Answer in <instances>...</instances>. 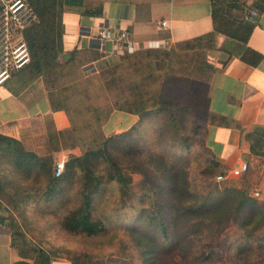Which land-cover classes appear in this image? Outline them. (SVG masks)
Masks as SVG:
<instances>
[{
	"label": "rangeland",
	"instance_id": "obj_1",
	"mask_svg": "<svg viewBox=\"0 0 264 264\" xmlns=\"http://www.w3.org/2000/svg\"><path fill=\"white\" fill-rule=\"evenodd\" d=\"M23 39L30 52L24 35ZM195 46L201 51L200 55L184 57V47L180 46L179 49L159 48L155 52L142 54L143 60L150 62V67L145 68L159 76L152 88L160 89L172 62L177 66L188 63L201 65L209 51L203 49L200 42ZM170 50L173 51L171 55L167 53ZM133 55L128 56L130 66L135 61L133 57L136 55ZM58 58L46 70L47 79L45 75L37 77L31 71V52L21 68H17L18 63L13 57L7 60L0 58V70L5 68L6 62L10 73L6 83L12 82L11 88L17 93L39 78L47 81V93L48 88L49 91L55 87L64 90L57 96L66 99L70 105L74 124L86 143L91 144L97 129L103 130L105 136L124 132L126 129L115 130L122 125L119 120L110 121L111 115L106 118L108 104L105 98L109 96L111 100L114 99L116 91L108 90L101 84L99 73L109 67L96 72L95 77L90 78L92 83L86 85L83 80L86 76L81 77L79 69L83 59L78 56L69 62V59ZM134 68L132 66L130 69ZM109 71L101 74L104 79L111 74ZM139 72L144 74L141 70ZM212 76H209V81ZM133 78L139 79V75ZM202 87L204 92L208 90V87ZM83 89L88 95L82 92ZM88 96L91 97L89 103L104 109L99 122L93 120L92 114V120L83 116L86 113L80 114L87 110L83 108L88 103ZM201 114L197 113L191 118L195 122L182 125L181 128L169 124L163 113H151L148 116L137 114L139 118L134 124L137 131L132 133V138L121 136L113 139L117 141L116 161L123 177L122 181L103 177L101 190L94 194L91 212L95 218L103 221L104 226L102 232L96 234L75 232L63 224L70 211L83 201L79 194L74 197L81 177L69 182L65 180L60 189L51 188L42 163L35 162L29 168L28 160L13 151L1 154L0 210L5 213L16 246L36 259V262L46 258L37 257L38 249H43L48 258L70 257L88 264H180L183 260L187 264H256L264 260L263 208L259 205L255 207L253 226L249 218L253 213L249 211L250 201L244 199L239 208L234 202V197L242 198L237 192L243 193L244 198L250 197L262 203L264 197L255 194L257 188L249 183L247 173L221 180L217 178L223 169H217L211 163L212 155L205 141L207 124ZM106 124L107 130L104 129ZM43 125L46 141L42 146H38L37 140L30 142L24 139L22 143L40 155H51L56 150L52 158L44 157V164L48 163L49 171L55 177V161L60 158L68 161L71 155L83 154L86 145L77 142L70 128L65 136L70 144L67 142L69 149L62 148L63 143L57 144V138H54V143L51 142L56 136H51L52 129ZM104 168L109 173V165L106 164ZM170 168L179 177L178 195L175 192L168 194ZM58 192L59 196H56ZM224 201L230 203L222 206ZM217 205L216 211H205L206 207ZM161 223L168 228V237L161 231ZM254 227L256 231H253ZM173 234H176L177 243L182 238L180 245H173L176 241Z\"/></svg>",
	"mask_w": 264,
	"mask_h": 264
},
{
	"label": "crops",
	"instance_id": "obj_2",
	"mask_svg": "<svg viewBox=\"0 0 264 264\" xmlns=\"http://www.w3.org/2000/svg\"><path fill=\"white\" fill-rule=\"evenodd\" d=\"M84 4L98 13L62 14L63 52L58 59H70L72 52L79 53L86 75L120 62L126 54L113 39L101 40L99 34L103 29L110 28L116 34L125 27L137 43L166 39L168 48L214 31L211 0H84ZM246 4L249 7L254 0H246ZM254 23L248 42L215 32L214 47L208 52V61L216 68L208 83V108L219 120L227 122H209L205 141L212 158L223 169L248 163L245 173L249 183L257 188L255 194L264 197V10ZM248 47L254 52L249 59H244ZM11 83L0 84L1 134L20 141L37 140L38 146H42L46 141L43 124L52 129L51 136L69 132L67 113L53 109L50 104L47 81L39 78L19 93L11 88ZM138 118L137 114L115 110L110 121L119 120L122 125L115 130H124ZM21 260L36 263V259L20 254L5 213L0 210V264ZM50 264L72 262L67 257L56 256ZM256 264H264V260Z\"/></svg>",
	"mask_w": 264,
	"mask_h": 264
},
{
	"label": "trees",
	"instance_id": "obj_3",
	"mask_svg": "<svg viewBox=\"0 0 264 264\" xmlns=\"http://www.w3.org/2000/svg\"><path fill=\"white\" fill-rule=\"evenodd\" d=\"M33 11L35 12L37 18L36 21L27 27L23 31L30 52L32 54V63L30 64L31 71L37 74V77L42 75L46 76V70L53 63L55 64L56 59L63 52L62 44V34H63V23L62 14L64 12H75V13H87L96 14V10L92 11L85 4L84 0H27ZM213 4V16H214V31L208 33L207 35L196 37L190 40H186L178 43L174 49H179L178 46L184 47L183 56L188 57L189 55H200L201 51L195 46L199 42L202 43L203 49L209 51L214 47L215 32L225 34L227 36L236 38L238 40L248 42L249 37L254 29L255 23L249 21L246 18V14L249 9L255 8L261 13L264 10V0H254V4L247 6L246 0H211ZM154 50H140L130 54L126 53L120 62L112 65H107L104 68L109 67L111 73L108 78H103L101 74L106 73V69L99 73L102 81L108 90L116 91L114 93V99H110L109 96L105 98L108 104L106 109V118L109 117L115 110L124 111L132 114H143L142 116H148L151 113L165 114V119L167 122L172 123V125H177L181 128L183 125H188L195 122L191 118L196 116L197 113L201 112L205 117V122H220L226 123V120H219L213 113L209 111V97L208 90L204 92L202 86L208 87L210 82L208 79L215 72V66L208 61V54L205 55L203 65H190L189 63L185 66H177L176 63L172 62L169 65V70L163 77L160 84V89H153V83L158 79L159 76L155 75L150 69H146L145 66L150 67L147 61L143 60L142 54H147L150 52H155ZM181 50V48H180ZM173 51H168L169 55ZM193 52V53H190ZM253 49L247 48L244 53V59H249L253 54ZM136 55L135 61L132 62L131 66L128 65V56ZM133 55V56H134ZM80 57L79 53L72 52V57L68 60L69 62L74 61L77 57ZM81 58V57H80ZM83 61L80 62L79 69L81 70V77H85L84 82L86 85L92 83V79L97 73L84 74L82 71ZM134 66L135 68L131 70ZM143 66V68H141ZM161 67V65L159 66ZM103 68V69H104ZM144 72L140 73L139 71ZM100 72V71H99ZM83 74V75H82ZM211 74V75H210ZM139 75V79H134L133 77ZM94 76V77H93ZM210 76V77H209ZM202 85V86H201ZM199 86V87H198ZM202 87V88H201ZM200 88V89H199ZM87 89V88H84ZM82 90L86 95L87 91ZM59 87H55L48 92L50 104L53 109L64 110L67 113L70 124L72 127V132L79 144L86 145L85 151L81 155H71L69 160L66 161V167L64 173L61 176L52 177V173L49 171L50 167L48 163L44 164V157H53V155H40L34 151L27 149L22 141L19 139L4 135L0 133V155L6 153H12V151L22 158L28 160L27 166L32 167L33 163H42L44 165V171L47 176L48 185L51 188L59 187L63 185V182L73 180L74 178L81 177L79 188L75 191L76 195L74 197H83V201L80 206L75 208L66 217L63 224L68 229L78 232H85L89 235L102 232L104 229L103 221L95 218L92 215L91 208L93 203V197L96 192L100 191L103 186V180L105 178L112 181H122V170H120V165L117 163L118 154L115 150V143L113 139H117L121 136H126V139L132 138V133L137 131L135 125L126 129L124 132L117 133L112 136H105L103 130L95 131V136L91 139V144L86 143L85 138L81 136V132L78 126L74 124V115L70 105L66 102V99L61 98L57 94L63 92ZM175 92V93H174ZM87 105L83 109H87L86 112L81 111L80 114L89 120L101 121L102 113L104 109H99L89 103L91 97L87 98ZM204 108V109H202ZM223 119V118H222ZM190 120L192 122H190ZM258 134V133H256ZM53 137L57 138L56 143H63L62 148L69 147V141L65 137L64 132ZM68 142V144H67ZM131 143V142H130ZM125 149V148H124ZM209 150V149H208ZM56 151V150H54ZM211 163L215 168H222L215 159L211 158ZM55 164V163H54ZM109 165L108 171L105 165ZM46 167L48 170H46ZM39 168V167H38ZM171 169V168H170ZM223 169V168H222ZM172 170V169H171ZM170 171L168 176L169 187L168 194L172 195L174 192L180 191L179 177L173 170ZM227 169H223L222 173H226ZM51 174V175H50ZM21 185V183H18ZM66 184V183H65ZM59 193L56 196H59ZM177 194V193H176ZM241 195L240 199L234 197V202L237 203V208L241 207L244 203V199L249 200V211L253 212L249 216L251 218V224L254 226L255 220V207H259L264 213V203L257 200L251 199L250 197H243V193L237 192ZM178 195V194H177ZM229 201L222 202V206L228 205ZM220 205V204H219ZM206 207L207 210L216 211L218 206ZM220 205V206H221ZM252 210V211H251ZM263 226V224L261 225ZM161 231L165 236H169L168 228L161 223ZM256 231V228H253ZM176 238V234H173ZM182 243V238L180 237V242L174 241L173 245ZM206 247H211L207 246ZM37 257L43 258V261L38 260L36 263H31L26 260H21L15 264H50L52 258H48L43 249L36 250ZM20 254L24 257H31L25 251L20 250ZM46 255V256H45ZM71 260L72 264H88L86 261H77L74 258L67 257ZM180 264H187L183 260Z\"/></svg>",
	"mask_w": 264,
	"mask_h": 264
},
{
	"label": "built area",
	"instance_id": "obj_4",
	"mask_svg": "<svg viewBox=\"0 0 264 264\" xmlns=\"http://www.w3.org/2000/svg\"><path fill=\"white\" fill-rule=\"evenodd\" d=\"M259 11L255 8L250 9L246 18L251 22H256ZM36 14L27 0H0V58L9 59L13 57L17 64V68L23 67L30 52L25 40L23 39V31L36 21ZM163 26H167L166 21H162ZM17 32V34H15ZM20 34V35H18ZM102 41L113 39L122 46L126 53H134L143 49H159L167 48L168 41L166 39H148L141 43H137L130 38L128 28H121L116 34L110 28L103 29L99 34ZM4 61V60H3ZM5 68L0 70V84H3L10 77L7 63ZM6 74L5 76H2ZM2 76V77H1ZM66 167V159L60 158L55 161L54 174L62 176ZM248 163L242 162L236 167L230 168L226 173L219 174L218 179H224L231 176H238L248 170Z\"/></svg>",
	"mask_w": 264,
	"mask_h": 264
}]
</instances>
